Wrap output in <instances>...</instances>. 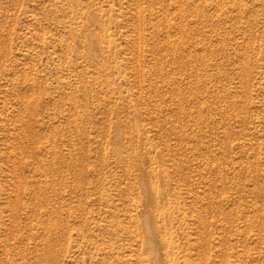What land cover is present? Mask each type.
<instances>
[{
	"label": "rangeland",
	"instance_id": "rangeland-1",
	"mask_svg": "<svg viewBox=\"0 0 264 264\" xmlns=\"http://www.w3.org/2000/svg\"><path fill=\"white\" fill-rule=\"evenodd\" d=\"M0 264H264V0H0Z\"/></svg>",
	"mask_w": 264,
	"mask_h": 264
}]
</instances>
